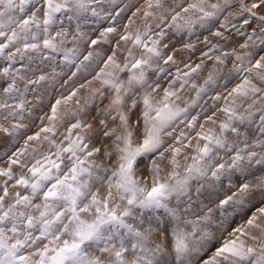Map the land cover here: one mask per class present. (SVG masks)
I'll return each mask as SVG.
<instances>
[{
    "label": "snow or ice",
    "instance_id": "snow-or-ice-1",
    "mask_svg": "<svg viewBox=\"0 0 264 264\" xmlns=\"http://www.w3.org/2000/svg\"><path fill=\"white\" fill-rule=\"evenodd\" d=\"M0 264H264V0H0Z\"/></svg>",
    "mask_w": 264,
    "mask_h": 264
},
{
    "label": "bare ground",
    "instance_id": "bare-ground-1",
    "mask_svg": "<svg viewBox=\"0 0 264 264\" xmlns=\"http://www.w3.org/2000/svg\"><path fill=\"white\" fill-rule=\"evenodd\" d=\"M140 3L142 4V3H143V0H140ZM136 6L139 7L140 4H137ZM132 11H135V8H133ZM128 15H131V11L128 13ZM125 22H126V21H125ZM138 22H139V21H138Z\"/></svg>",
    "mask_w": 264,
    "mask_h": 264
}]
</instances>
